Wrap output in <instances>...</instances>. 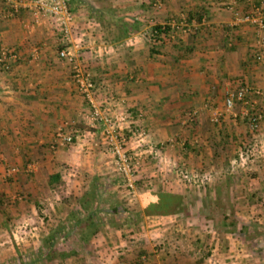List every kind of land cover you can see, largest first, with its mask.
<instances>
[{"label": "crops", "instance_id": "obj_1", "mask_svg": "<svg viewBox=\"0 0 264 264\" xmlns=\"http://www.w3.org/2000/svg\"><path fill=\"white\" fill-rule=\"evenodd\" d=\"M111 1L113 7L117 6L118 16L140 23L136 33L115 43L108 39L106 26L90 16L87 7L82 9L83 4L67 0L73 23L84 31L86 50L81 62L95 82L102 81L117 100L124 102L133 124L141 125L153 145H162L159 156L141 153V178L173 188L179 184L160 161L187 160L192 165L195 157L190 160L186 146L191 140L204 142L208 134L213 137L207 116L221 108L231 110L224 106L228 91L247 85L261 90L259 97L264 101V54L256 58L258 41H264V28L259 31L249 23L237 24L232 10L220 5L219 0H163L159 8L153 7L154 0ZM35 2L24 0L15 11L0 0V48L17 56L8 70L0 67V245L10 241L6 251L16 249L7 227L18 220L23 222L24 217H34L40 209L38 203L45 210L54 203L58 207L60 194H79L83 172L106 170L113 159L104 146L102 128L89 121V106L76 90L69 66L57 55L56 28L47 16L38 24L32 23ZM234 8L240 13L255 8L264 12V0H235ZM195 11L204 16L188 22L187 13ZM156 23L171 29L169 38L158 48L160 53L150 55L152 44L140 33ZM188 112H194V124H184L182 119ZM58 127L72 135V145L50 147ZM199 165L197 162L195 167ZM8 166L18 167L20 172L10 181L4 178ZM18 190L28 200L21 201L15 195ZM15 200L19 201L7 205ZM161 220V225H154V220L152 225L146 224L149 229L141 227L132 235L124 234L121 228L104 226L88 243L90 251L92 246L96 248L91 252L93 262L139 264L143 257L147 264H197L174 245L182 238L173 233L180 220ZM45 228L42 232L46 235L52 227L48 231ZM155 237L166 240L167 245L157 249ZM123 245L125 253L118 252ZM238 257L236 253L235 260Z\"/></svg>", "mask_w": 264, "mask_h": 264}, {"label": "rangeland", "instance_id": "obj_2", "mask_svg": "<svg viewBox=\"0 0 264 264\" xmlns=\"http://www.w3.org/2000/svg\"><path fill=\"white\" fill-rule=\"evenodd\" d=\"M93 1H99L98 3L101 5L105 4H102V1L111 6L113 5L111 0ZM154 2L162 4L163 0H154L153 3ZM79 3L84 5H82V9L87 7L83 2ZM71 4H73V2H71ZM116 7L115 4L113 8L117 13L118 9ZM71 9L73 8L71 7ZM106 31L108 39L111 40L115 35V28L111 26L110 28H106ZM190 34L194 35L192 33ZM191 35H189V37ZM261 98L262 97H259V95H253V97H251L252 101H255L257 105L253 106V108H257L264 116V109H262L263 105H259L261 101L264 103ZM253 108H246L242 104L236 103L229 111H224L222 110L223 108H221V110H217L215 114L207 116L209 129L213 131V137L211 138V135L208 134L204 142L199 139L196 141L191 140L186 146L187 152L190 154V160L195 157V160H191L193 161V166H189L187 160L169 162L163 159L160 161L162 165L166 167L165 170L168 173H171L172 169L174 170L175 167H183L188 172L210 173V181L201 182L198 180L192 186H188L172 178L175 184L179 185L173 188H169L170 186L164 188L161 187L164 186L163 184L160 185L153 179L145 182L147 178H144L140 180L141 183H138V187H141L142 190L138 192L135 199L130 201L129 198L125 196L122 179L114 169L113 159L111 158V167H108L106 170L101 169L100 171L90 170V172H83V178L81 177L83 179V186L79 194H60L56 201L58 207H55L54 203L52 204V208L46 206L45 210L42 209L43 204L38 203L40 209L37 210L34 217H24L23 222L18 220L12 223L10 227H7V229L10 230V234L14 233L16 236V242L14 241V243L13 240L11 241L16 249L14 251L12 249L6 251V247L10 246V241L9 243L7 241L0 245V249H2L0 252V264L10 263L16 250L25 254L36 249L40 245L42 237L45 235L42 232L43 227H46L45 230L47 229L48 231L49 228L54 227L59 221L65 219L71 206H75V199L89 186L93 176L98 177L99 182L106 185L108 193H111V199H113L114 203H116L122 211V216H117L115 218L112 215L101 213L103 219L100 229L104 226L111 228V230H118L121 228L125 231H123L124 234L132 235L134 232L138 233L141 231V227H143V229L147 228L146 224L152 225L154 220L155 223L157 221V224L154 225L159 226L161 225L160 221H162V218H175L180 220V225L178 229L173 230V233L177 234V237H182L183 239L181 238L180 243L176 242L174 245H176V247L179 245L182 252L185 251L187 256L191 257V260H195V263L242 264L245 262V264H264V117L260 119L256 127H252L248 117L244 116V111L246 109L250 111ZM187 115L188 114L185 116L186 118L182 119L185 121L184 124L189 123ZM215 115L218 116L217 122L210 120V118L212 117L213 119ZM192 123L194 124L195 121ZM135 127L138 130H142L141 125H136ZM210 130H208V132H210ZM209 139L211 140L209 141ZM105 143L104 146L110 153L109 145L106 141ZM97 146L100 145L98 144ZM156 146V148L161 149L159 146L162 145L156 144ZM205 146L208 148L207 150ZM143 148L146 147L144 146ZM198 157L199 159H197ZM197 162L200 163L201 166L195 167ZM152 163H154V161ZM9 167L10 166H8L7 169ZM19 173L18 171L10 178H4L10 181L14 177H17ZM159 178L161 177L159 176ZM176 189L178 190L176 191ZM150 193L154 195L159 193L164 194V196L165 194L180 196L181 201L184 202V208L187 209V214L184 213L183 210L171 214L157 212L152 214L147 212L144 209L150 204L153 206H159L161 204L158 198L157 203L154 204L156 201L152 202L153 198L149 195ZM15 195L20 197L21 201L28 200L27 195H24L20 190L16 191ZM18 201L19 200H15L13 203L7 202V205L16 204ZM162 201L165 202V200ZM102 206L107 208V201H103ZM224 213L234 220L233 227L223 223L226 221L224 218L222 219ZM24 229L27 234L22 233ZM104 229L107 233L108 229ZM147 229H149V227ZM172 236L175 237V235ZM113 237L115 236L112 235L111 238ZM2 239L3 238L0 239V242L3 241ZM127 239L131 241L133 238ZM154 239L155 243H158L156 244L157 249H161L160 245L166 243L164 239L162 240L158 237ZM107 242L110 243L109 241ZM152 242H154V240H152ZM89 244L83 249L82 246L76 242V239L71 238L66 243H63L61 247L66 250H78L80 255H82L68 257L69 259H58L47 264H95L93 262V258L95 257L91 252H96V248L92 246V251H90ZM166 245L167 244H165V246ZM112 247H114V245H112ZM122 247L121 250L116 248L118 252H124L126 246L123 245ZM215 247L217 248V251H215L217 255L214 254L213 259L210 258V253ZM236 253H239L237 260H235ZM121 255L123 254H119L118 256ZM240 260H243V262L240 263Z\"/></svg>", "mask_w": 264, "mask_h": 264}, {"label": "built area", "instance_id": "obj_3", "mask_svg": "<svg viewBox=\"0 0 264 264\" xmlns=\"http://www.w3.org/2000/svg\"><path fill=\"white\" fill-rule=\"evenodd\" d=\"M13 10H17L24 0H5ZM220 5L232 10L233 20L238 23H249L254 25L259 31L264 28V12L253 9L252 12L240 13L235 10V0H219ZM33 12V24H38L42 17L47 16L56 28L58 33V51L57 55L64 60L70 68L71 79L76 90L86 100L89 106V121L99 125L102 128L105 141L109 145L110 153L113 155V167L120 175L125 196L129 200L136 198L139 192L138 183L142 179V159L141 153L148 152V155L156 154L159 156L161 151L153 145L148 133L144 130H138L133 124L124 102L117 100L102 81L95 82L91 73L84 67L81 62L86 48L84 47V31H79L78 27L73 23V15L69 10L67 0H36ZM159 3H153V7H159ZM148 32H141L140 36L148 38L149 42H159L150 39ZM155 40V41H154ZM256 58L262 57L264 50V41H258ZM16 54L6 48H0V67L8 70L10 61L16 59ZM262 91L253 89L247 85H240L234 91H228L224 98V106L226 109H232L236 103H240L246 108H253L256 102L250 98L253 95H261ZM264 109V105L262 107ZM188 121L193 122L194 112H188ZM262 112L257 108L250 111L245 110L244 116L248 117L250 125L256 127L262 117ZM218 116L212 119L217 122ZM55 142L51 144L54 149L56 144L72 145L73 138L69 133L64 132L63 127H58L54 134ZM146 148H143V147ZM144 160V159H143ZM18 167L10 166L4 174L5 178H10L18 172ZM32 170V169H31ZM171 174L176 181L183 185L192 186L198 180L201 182L210 181V173H193L188 172L183 167H175ZM23 234H27L26 230H22ZM16 242V236L12 233ZM216 254L215 249L211 250L210 258ZM214 259V258H213ZM139 264H147L142 257Z\"/></svg>", "mask_w": 264, "mask_h": 264}, {"label": "trees", "instance_id": "obj_4", "mask_svg": "<svg viewBox=\"0 0 264 264\" xmlns=\"http://www.w3.org/2000/svg\"><path fill=\"white\" fill-rule=\"evenodd\" d=\"M70 1L83 2L87 6L90 16H92L97 22L106 26V28L113 26L115 28V35L111 41L114 43L127 39L139 29V21L136 19L128 21L123 17L118 16L116 14V10L104 1H102V4L105 3L104 5L99 4V1ZM202 16H204V14L196 11L192 14L187 13L186 15L188 22L193 18L200 21ZM170 29V26L167 24L156 23L153 24L148 31H145L151 34L150 39L159 41L156 42L154 40V43L150 42V44H152V47L150 45L149 48L150 55H158L160 53L158 48L163 46L164 41L169 38ZM107 193L108 189L106 185L100 183L98 177L93 176L89 186L75 199L76 204L75 206H71V209L68 211L65 219L59 221L48 231V233H46V235L42 237L41 243L36 249H33L25 254L16 250V253L14 257H12L10 263L2 264H47L58 259H66L68 257L77 256L80 253L78 250H66L62 248L61 245L66 243L69 239L74 238L84 249L93 236L100 230L103 219L101 213L112 215L114 218L122 216L121 209L116 203H114L113 199H111V193H108L105 197ZM149 195L153 198L152 202L156 201L154 204L157 203L158 199H160L161 204L159 206H153L150 204L144 209L147 212L152 214L156 212L171 214L183 210L184 213L187 214V209L184 208V202L181 201L180 196L172 194H165L164 196V194L159 193L157 195L150 193ZM162 200H165V202ZM103 201H107V208L102 206ZM223 218L228 221H224V224L230 227L234 226V220L229 218V216L225 213L222 215V219Z\"/></svg>", "mask_w": 264, "mask_h": 264}]
</instances>
